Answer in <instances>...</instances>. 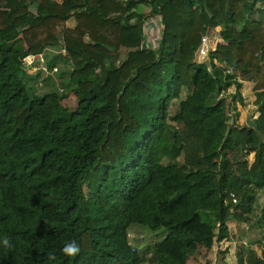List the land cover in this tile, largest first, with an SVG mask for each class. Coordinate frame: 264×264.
Masks as SVG:
<instances>
[{"label":"trees","instance_id":"trees-1","mask_svg":"<svg viewBox=\"0 0 264 264\" xmlns=\"http://www.w3.org/2000/svg\"><path fill=\"white\" fill-rule=\"evenodd\" d=\"M154 16L160 36L144 45ZM216 27L226 66L209 69L194 53ZM38 53L57 70L27 72ZM241 81L263 137L228 121L222 93L242 102ZM262 188L264 0H0V233L13 245L0 264H186L250 220ZM133 225L166 231L152 256ZM236 262L264 264V249Z\"/></svg>","mask_w":264,"mask_h":264},{"label":"rangeland","instance_id":"rangeland-1","mask_svg":"<svg viewBox=\"0 0 264 264\" xmlns=\"http://www.w3.org/2000/svg\"><path fill=\"white\" fill-rule=\"evenodd\" d=\"M139 11L147 12L148 8L142 6L138 8ZM65 25L72 26L73 20H68ZM162 29L159 17H148L143 26L144 45L156 46V41L160 36ZM208 37V53L206 55H197L194 53V60L197 62H205L208 68L213 66H226L225 62L220 58V49L225 42L222 41L219 35V27L213 28L206 32ZM196 51V50H195ZM233 73V71L231 70ZM253 83L251 81H241L239 88L242 102L232 97L234 92V86L231 85L222 94L227 99V115L228 121H235L237 124L246 123V119L249 114L251 118L257 117L258 112L253 105ZM186 94V91H182L181 98ZM220 94L213 93V97L217 98ZM178 99H174L168 109V114L173 115L178 109ZM238 112V115L236 113ZM253 158V154L248 156L249 161ZM86 191V187H84ZM264 205V188H262L256 195L253 203L252 212L250 213V220L236 221L230 220L228 223V238L222 244L215 243L211 249L205 248L203 245L199 246L197 250L191 255L186 256V264H237L236 255L239 251H245L246 247L256 249L258 253L264 249V219L261 218L262 206ZM196 229H203V225L197 222ZM200 231V230H199ZM166 237L165 230H150L149 228L142 226H132L129 230V239L131 245L136 247L139 251L144 252L145 248L149 250L145 251L147 256H152V246L157 243L161 238ZM259 237L262 238V242H259ZM136 239L135 242L132 239ZM141 264H155L154 259L145 260Z\"/></svg>","mask_w":264,"mask_h":264},{"label":"built area","instance_id":"built-area-1","mask_svg":"<svg viewBox=\"0 0 264 264\" xmlns=\"http://www.w3.org/2000/svg\"><path fill=\"white\" fill-rule=\"evenodd\" d=\"M208 37L207 35H203L200 38V43L195 51L196 56L197 55H206L208 53L209 47H208ZM38 61V65L34 66V62ZM23 62L25 65V70L27 72H34L38 66L41 67L42 71L48 72L49 70H47L45 62H44V56L42 53H38V54H27L23 57ZM57 68L53 67L52 70L49 71V73H53L54 71H56Z\"/></svg>","mask_w":264,"mask_h":264},{"label":"clouds","instance_id":"clouds-1","mask_svg":"<svg viewBox=\"0 0 264 264\" xmlns=\"http://www.w3.org/2000/svg\"><path fill=\"white\" fill-rule=\"evenodd\" d=\"M12 242L6 233H0V249H10ZM62 253L68 258L76 257L80 251V245L75 240L67 241L62 247Z\"/></svg>","mask_w":264,"mask_h":264},{"label":"water","instance_id":"water-1","mask_svg":"<svg viewBox=\"0 0 264 264\" xmlns=\"http://www.w3.org/2000/svg\"><path fill=\"white\" fill-rule=\"evenodd\" d=\"M235 64V62L233 63ZM246 123L251 126L258 135H260V137H263V135L259 132L257 124L255 123V121L251 118V114L248 115L247 119H246Z\"/></svg>","mask_w":264,"mask_h":264},{"label":"crops","instance_id":"crops-1","mask_svg":"<svg viewBox=\"0 0 264 264\" xmlns=\"http://www.w3.org/2000/svg\"><path fill=\"white\" fill-rule=\"evenodd\" d=\"M135 239V238H134ZM136 240V239H135Z\"/></svg>","mask_w":264,"mask_h":264}]
</instances>
